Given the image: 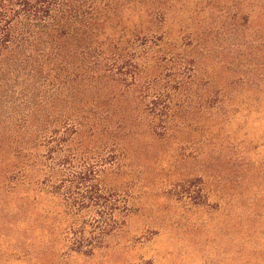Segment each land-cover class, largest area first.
Wrapping results in <instances>:
<instances>
[{"label": "rangeland", "instance_id": "374dc122", "mask_svg": "<svg viewBox=\"0 0 264 264\" xmlns=\"http://www.w3.org/2000/svg\"><path fill=\"white\" fill-rule=\"evenodd\" d=\"M124 12L164 14L182 43L199 34L212 111L169 140L142 136L129 154L136 198L92 255L76 250L56 195L52 133L23 139L0 118V264H264V0H135Z\"/></svg>", "mask_w": 264, "mask_h": 264}, {"label": "trees", "instance_id": "16d2710c", "mask_svg": "<svg viewBox=\"0 0 264 264\" xmlns=\"http://www.w3.org/2000/svg\"><path fill=\"white\" fill-rule=\"evenodd\" d=\"M134 2L0 0V118L23 139L52 133L42 142L62 155L56 195L85 255L130 211L137 165L129 154L142 136L169 140L214 105L199 34L182 43L164 14L125 15Z\"/></svg>", "mask_w": 264, "mask_h": 264}]
</instances>
